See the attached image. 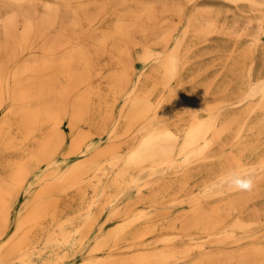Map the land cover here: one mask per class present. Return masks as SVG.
I'll return each instance as SVG.
<instances>
[{
  "label": "bare ground",
  "instance_id": "6f19581e",
  "mask_svg": "<svg viewBox=\"0 0 264 264\" xmlns=\"http://www.w3.org/2000/svg\"><path fill=\"white\" fill-rule=\"evenodd\" d=\"M20 1L24 0H0V50L5 51V59L12 60L19 45L27 47L36 41L41 54L13 63L12 80L4 79L6 64L0 58V262L64 264L85 245L104 211L132 192L133 196L113 206L105 221L125 216L139 203H149L153 210L138 208L101 231L88 249L98 254L76 264H181L194 250L197 252L187 264H264L261 240L246 245L237 243L231 248H207L232 237L237 241V234L247 233L260 213L264 214V201L244 208L259 196L262 198L260 185L243 194L233 191L211 208L193 199L195 183L206 192L225 185L226 174L235 170L221 174L227 166L224 161L212 164L201 158L183 166L189 162V156L204 146L217 140L215 150H219L229 138L219 131L222 125L216 115L201 116L202 110L192 104L198 99V88L189 87L175 94L180 102H185L183 109L189 113L187 125H180L183 128L151 127L142 134V128L130 131L131 125L151 119L160 100L141 103L138 99L142 96L124 92L134 71L132 45L137 44L139 35L156 25L158 13L164 15L157 37L162 45H167L183 19L182 8L170 6L168 0H160V11L155 8V0H107L106 9L96 8L97 0H25L26 6ZM228 1L233 5H226V11L237 15L236 7L245 9V15L257 25L264 22V0ZM105 13L110 17L105 25L89 27L90 22ZM208 13L206 24L197 15L190 19L189 37L220 31L219 11L213 8ZM18 14L22 17L20 24ZM248 40L258 43L257 32ZM241 59L238 54L230 61L231 69L238 74ZM171 67L172 59L167 55L149 67L145 82L155 81L160 72L169 77ZM51 71L57 77H49ZM189 76H182L179 81ZM43 78L50 84L45 86L40 81ZM240 86L239 76L228 94L237 95ZM217 88L215 84L211 90ZM169 90L175 93L177 89ZM44 93L51 95L46 98ZM256 93L264 98V85L249 91ZM205 107L204 110L210 108ZM68 111L70 118L66 122L64 116ZM260 113L263 118L264 111ZM84 115L88 130L77 128ZM223 119L230 123L232 116L224 113ZM181 129L182 134L177 131ZM263 129L264 118L235 150L251 146L246 159H252V154L258 157L264 140L257 136ZM108 130L111 135L104 145L96 146L89 155L91 160H80L79 156L95 146ZM138 145L141 149L128 159L122 158L119 151L124 146L135 150ZM174 151L176 157L172 155ZM147 166L152 167L149 172ZM143 171L148 177L137 183V173ZM169 171L173 174L169 175ZM191 178L195 183H191ZM183 192L192 199L186 209H180L171 218L139 222L150 212L166 213L168 208L161 206L163 201L169 198L167 204H174L178 197H172ZM234 212L238 214L222 228ZM163 229L181 233L152 236ZM190 229L206 232L207 236L185 247L173 243ZM125 233H129L128 242L117 247L114 240ZM111 241L114 243L109 244ZM156 243L159 244L154 246ZM108 244L110 251L100 253ZM38 245L41 247L36 248ZM138 245L142 248L112 252L115 248L131 249Z\"/></svg>",
  "mask_w": 264,
  "mask_h": 264
},
{
  "label": "rangeland",
  "instance_id": "374dc122",
  "mask_svg": "<svg viewBox=\"0 0 264 264\" xmlns=\"http://www.w3.org/2000/svg\"><path fill=\"white\" fill-rule=\"evenodd\" d=\"M168 1L170 6L174 5V7L182 8L183 18L178 23L176 29L171 33L168 44L165 46L162 45V42L159 41L160 37H157V33L161 25L160 22L163 21L164 15L158 13L156 25L150 29L148 33L139 35L137 37V44L132 45V53L135 56L134 71L132 74V80L125 88L124 92L126 94H131L132 96H142V98L138 99V101L141 103L155 99L160 100L159 105H157L154 109L155 113L150 115L151 119H149L148 122H143L142 120L134 125H131L130 131L133 129L137 130L138 128H142V134L151 127L171 129L175 126L187 125L185 120L189 117V113L187 109H183L185 102H180L175 94L181 93L183 89L185 90L189 87H193L194 89L198 88V99L192 104H195L199 110H202L200 113L201 116H205L207 114L216 115L217 118L220 119V125H222L219 131L222 132V134L229 136V138L223 145H221L219 150H215V146L219 143L217 140L210 145L204 146L198 152H195L193 155L189 156V162H186V164L183 166L185 167L187 163L201 158L207 162H211L212 164H216L219 161H224L227 166L225 167V170H222L223 172L221 171V174H225L231 169L251 174L254 179V187L260 185L259 188L263 193V196L261 194L262 198L259 196L257 199L250 201L244 206V208L251 207L253 204L258 202L260 203L262 200L264 201V148L258 157L254 158V154H252V159L249 160L246 159V156L252 150L251 146L244 147L238 152L235 149L236 147L242 146L243 139L250 136L252 128L262 122L264 118L261 117L260 113L261 110L264 111V98L260 95V93L249 94L250 90L260 88L264 85V22L262 25H257L254 19H249L247 17L248 14L247 16L245 15L247 12L245 9L236 7L238 11L237 15L230 11H226V5H233V2L228 0ZM19 3L22 6H26L27 4L25 0L20 1ZM42 5L43 3H40L39 7ZM154 5L155 8L160 11L161 7H163V2L160 0H155ZM107 7V0H97L96 8L106 9ZM213 8L219 11L220 31L218 33L212 31L201 32L194 39L189 37L190 33L188 28L190 26V19L197 15L200 16L201 20L203 19L202 22L206 24L205 17H207V14H209L208 10ZM16 19L20 24L22 21L21 15L18 14ZM109 19V14L105 13L100 19L90 22V26H88L102 27L106 22H108ZM94 30H97V27ZM254 31L257 32L258 43H249L248 39L252 36ZM37 43L38 42L34 41V44H31L27 47L24 44L19 45L18 54L12 60L5 59V51L0 50V58L6 64L4 67V79L12 80L11 74L14 68L13 63H19L31 55L41 54V49L37 46ZM238 54L242 56V59L239 60L241 68L240 74H238L239 72L237 70L231 69L230 64L231 59L234 58V56H238ZM167 55H169L172 59V69L170 76L166 77L163 72H160L155 81L146 83L144 75L148 71L149 67L152 64L161 62L167 57ZM48 75L49 77H57L55 71L49 72ZM185 75L190 76L187 78V80L182 81V83L179 81V79ZM19 76L21 75H18V77ZM239 76L241 85L240 91L237 93V95L231 97L227 90L231 89L233 85L238 83ZM40 81L43 82L45 86L50 84L45 83V78ZM162 82L164 83L163 85ZM215 84L218 85L217 90H211L212 86H215ZM170 87L177 89L175 93L170 92ZM46 95L49 96L51 93L43 94V96L47 98ZM189 101L192 102L193 100ZM206 105L210 107L208 110H204ZM224 113L232 116L230 123L225 122L226 120L223 119ZM67 114L68 115L64 116V120L66 122L70 118V111H68ZM125 118L126 116L124 115L121 120L122 123L123 119L125 120ZM86 120L87 116L84 115L83 118L77 123V128L80 130H88L89 125ZM180 127L183 128L182 126ZM231 127L239 130H234V132L231 130ZM109 128H111V126ZM177 131L180 134L183 133L182 129ZM109 135H111V133L108 130V132L102 136L103 138H99L98 143L95 146L87 149L82 155L79 156L80 160H84L86 158L89 161L91 158L89 155L91 156V154L95 152L97 148L96 146L104 145L108 140ZM257 137L261 140H264V129ZM96 139H98V137H96ZM138 149H141L140 145H138L135 150H131V148L124 146L123 149L119 151V153L122 155V158L128 159L130 155H132V153L134 151L136 152ZM175 151L172 153L173 157H176L177 155ZM109 167L112 169L111 165ZM151 169L152 167L147 166L148 172ZM145 173L146 171L137 173V183H141L147 179L148 175ZM156 173L157 171L151 173V175ZM168 174L172 175L173 171H169ZM190 181L191 183H195L196 180L191 178ZM193 190V199L201 200L204 205L209 208L213 207V205L218 201L229 197L233 191L241 194L245 193L230 188L227 183L220 187H213V189H210L206 192H202L200 184L195 183ZM188 194L189 193L187 192H183L175 195L172 198L176 197L177 199L178 197L177 202L171 205L167 204L166 201L169 198H166L161 206L167 207L169 211L167 210V212L164 214L150 212L148 216L144 217L139 222L158 220L160 218L162 219L163 217L171 218L177 215L179 212L186 209L191 203L192 199L189 198ZM127 196H133V193L131 192L124 195L120 200L104 211V213L98 218L95 225L93 226L87 241L85 242V245L76 251L73 257L67 260L64 264H76L77 262L90 256L97 255L98 253L96 252H88V249L94 241V238L107 230L108 227H110L116 221L136 212L138 208H144L146 211H151L154 208V206L149 203H139L132 206L125 216L105 221V216L113 208V206L121 203V201ZM262 204L264 205V202H262ZM237 214L238 212H234V214L229 217L221 227L225 228L226 223ZM257 219V222L253 224L247 233L237 234V241L234 237H232L226 240L224 243L218 245H208L207 248H231L237 243L246 245L259 240L264 241V214L260 213V216ZM49 228L52 227L50 226ZM179 232L181 233L179 230L163 229L156 232L152 236ZM206 236V232L200 231L198 229H190L189 231L185 232L184 235L176 237L173 243L179 245V247H185V244L192 243L195 240H198L200 237ZM128 237L129 233L121 234L117 239L114 240V242L117 243L116 246L120 247L121 245L126 244L128 242ZM114 242L111 241L109 244ZM109 244L100 253H106L110 251V248L108 247ZM158 244L159 243H156L154 246ZM40 247L41 246L38 245L36 248ZM135 248H142V245L135 246L131 249L115 248L112 250V252L125 253ZM196 252L197 250H194L190 256L184 260V262L180 263L187 264L190 257L196 254ZM0 264H2V262H0Z\"/></svg>",
  "mask_w": 264,
  "mask_h": 264
},
{
  "label": "clouds",
  "instance_id": "9594fccd",
  "mask_svg": "<svg viewBox=\"0 0 264 264\" xmlns=\"http://www.w3.org/2000/svg\"><path fill=\"white\" fill-rule=\"evenodd\" d=\"M226 183L236 191L250 192L254 188V179L249 173L232 170L226 174Z\"/></svg>",
  "mask_w": 264,
  "mask_h": 264
}]
</instances>
